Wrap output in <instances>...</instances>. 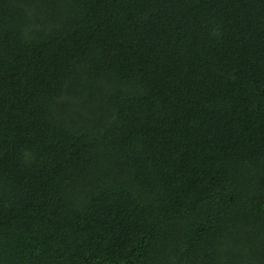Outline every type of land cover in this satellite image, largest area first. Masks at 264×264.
<instances>
[{"label":"trees","instance_id":"obj_1","mask_svg":"<svg viewBox=\"0 0 264 264\" xmlns=\"http://www.w3.org/2000/svg\"><path fill=\"white\" fill-rule=\"evenodd\" d=\"M0 264H264V0H0Z\"/></svg>","mask_w":264,"mask_h":264}]
</instances>
